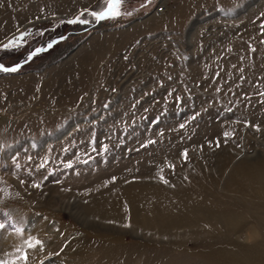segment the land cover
<instances>
[{
    "label": "rangeland",
    "instance_id": "1",
    "mask_svg": "<svg viewBox=\"0 0 264 264\" xmlns=\"http://www.w3.org/2000/svg\"><path fill=\"white\" fill-rule=\"evenodd\" d=\"M106 6L0 0V64L25 60L0 71V261L221 264L264 252V189L245 173L264 178V0H122L96 27L68 21L93 23ZM137 184L139 217L175 219L176 235L131 229ZM109 196L117 220L78 208Z\"/></svg>",
    "mask_w": 264,
    "mask_h": 264
},
{
    "label": "bare ground",
    "instance_id": "2",
    "mask_svg": "<svg viewBox=\"0 0 264 264\" xmlns=\"http://www.w3.org/2000/svg\"><path fill=\"white\" fill-rule=\"evenodd\" d=\"M246 162H247V160L239 161L236 163L237 164L236 166H238V164H244ZM251 169L253 170V168H251ZM252 170H250V168H248V170H245L246 175L249 176V178L256 185V187L261 188V190L264 189V178L260 174H258L255 171H252ZM234 172H235V170H234ZM235 174H236V172H235ZM238 178H240V177L238 176ZM142 185H144V184H142ZM142 185L137 184L136 191H133V193H130V194H126V196H125V198L128 200L130 207H131L130 208L131 229L137 230V231L140 230L141 232H143V231L147 232V231H151V230L155 231L156 230L157 236H159V237H170L172 235H176L178 231H176V230L173 231V229L175 228L174 226H176V224H177V223H175L176 222L175 219H174L175 222L173 219L172 220H161V219H158L156 217V214H153V216H152L153 218L151 219V221H153L154 225L150 226V224L148 223L149 219L146 215H144L143 218L139 217V207L137 204H135V200L139 201V202L147 200V196H145V194H144L146 192H142L143 189H145L144 187H141ZM158 193L159 194L161 193L160 190L158 191ZM166 195H168V194L166 193ZM109 202H113V203L109 204ZM116 207H117L116 201H114L113 197L109 196V197H99L98 199H92L88 203H80L78 208L82 209L83 212L85 211L84 214H86V215L90 214V216L88 215V217L92 216L93 219H94V217H99V218H104V219L108 218L111 220H117L119 218L117 217ZM79 212H82V211L80 210ZM167 218H169V217H167ZM96 222L102 228H107V227H109L108 225L111 224L109 222H104L101 220L94 221V223H96ZM111 228H112V226H111ZM175 229H177V228H175ZM196 233L194 232V234H196ZM245 255H247V258L239 257L236 254L231 253V252H228V253L226 252L225 255L222 256V258L220 259L221 260L220 263L221 264H264V252H261L258 254L257 251L255 249H253L251 252L249 250H247Z\"/></svg>",
    "mask_w": 264,
    "mask_h": 264
},
{
    "label": "snow or ice",
    "instance_id": "3",
    "mask_svg": "<svg viewBox=\"0 0 264 264\" xmlns=\"http://www.w3.org/2000/svg\"><path fill=\"white\" fill-rule=\"evenodd\" d=\"M122 0H107V7L102 10L101 12H91V15L94 16L97 20H103L106 18H115L116 16L120 15V7H121ZM70 23H75L77 21H69ZM82 23H87V21H80ZM20 40L23 39V35L19 38ZM7 47V45L5 46ZM37 52L41 51L40 49L36 50ZM35 53H33L34 55ZM0 71L3 72H15L17 71V67L8 68L3 65H0ZM70 166V165H69ZM166 182V181H165ZM5 225L3 223H0V228H4ZM29 247H32L30 244ZM23 259H27L26 256L23 257ZM0 264H14V262H7V261H0Z\"/></svg>",
    "mask_w": 264,
    "mask_h": 264
},
{
    "label": "water",
    "instance_id": "4",
    "mask_svg": "<svg viewBox=\"0 0 264 264\" xmlns=\"http://www.w3.org/2000/svg\"><path fill=\"white\" fill-rule=\"evenodd\" d=\"M73 20H75V21H81V19H79V18H74V19H72V20H68V21H73ZM101 21H102V20H97V19H96L95 22H93V23H89V22L84 23V26L87 27V28H93V27H96ZM58 39H61V37H59V38H55V39H53L52 41H48L46 47H42V46L40 45L39 47H37L36 49H34L31 53H29L28 56H29V57H32V56H33V53H35V54L38 53V52L36 51L37 49H40L41 51L44 50V49H47L48 47L51 46L52 43H54V42L57 41ZM39 52H40V51H39ZM23 62H24V60H21L18 64L13 65V66H10V67H8V68L18 67V66H20ZM0 65H1V64H0Z\"/></svg>",
    "mask_w": 264,
    "mask_h": 264
},
{
    "label": "built area",
    "instance_id": "5",
    "mask_svg": "<svg viewBox=\"0 0 264 264\" xmlns=\"http://www.w3.org/2000/svg\"><path fill=\"white\" fill-rule=\"evenodd\" d=\"M165 11H166V6L163 1L159 2L158 5L154 8V13L157 15L164 14Z\"/></svg>",
    "mask_w": 264,
    "mask_h": 264
},
{
    "label": "trees",
    "instance_id": "6",
    "mask_svg": "<svg viewBox=\"0 0 264 264\" xmlns=\"http://www.w3.org/2000/svg\"><path fill=\"white\" fill-rule=\"evenodd\" d=\"M12 49H13V48H10V49H9V48H7V51H11Z\"/></svg>",
    "mask_w": 264,
    "mask_h": 264
}]
</instances>
